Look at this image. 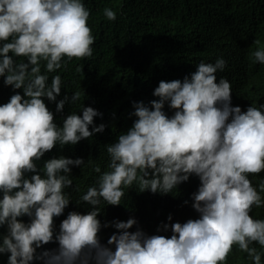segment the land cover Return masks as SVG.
Wrapping results in <instances>:
<instances>
[{"label":"clouds","instance_id":"1","mask_svg":"<svg viewBox=\"0 0 264 264\" xmlns=\"http://www.w3.org/2000/svg\"><path fill=\"white\" fill-rule=\"evenodd\" d=\"M90 14L85 0H0V77L23 89L0 104V226L7 228L0 253H10L7 264H225L233 246L262 264L264 253L253 244L264 248V219L250 213L264 207V179L253 182L264 171V104L252 102L246 111L232 105L242 88L229 66L242 65L225 54L202 60L183 80L160 81L150 104L133 101L131 114L122 107L109 111L103 76L91 83L78 111L54 118L45 98L56 101L64 86L57 70L73 58L93 57ZM103 14L117 19L111 7ZM220 21L224 26L218 21L210 32L233 38L235 50L250 47L253 63L264 65L262 13ZM50 73H56L51 82ZM81 95H65L56 112ZM89 139L101 166H93L98 175L80 192L70 166H85L83 157H57L53 148ZM45 153L49 159L42 161ZM188 181L178 196L184 200L174 196L176 204H168ZM133 185L155 193V221H124L116 212ZM25 215L29 222L19 219ZM138 219L146 227L130 230ZM153 221L165 224L149 235ZM169 227L170 237L162 232ZM49 242L59 246L38 252Z\"/></svg>","mask_w":264,"mask_h":264},{"label":"trees","instance_id":"2","mask_svg":"<svg viewBox=\"0 0 264 264\" xmlns=\"http://www.w3.org/2000/svg\"><path fill=\"white\" fill-rule=\"evenodd\" d=\"M85 3L91 9L88 23L96 36L93 57L79 60L73 58L66 69L57 70L64 80L61 93L54 102L45 98L46 105L54 112V118L64 119L72 110L78 111V106L83 103L82 100L91 83L103 76L107 82L103 91V100L109 111L115 113L122 107L131 114L135 111L133 101L150 104L152 100L158 99L153 92L160 81L183 80L185 76H190L196 71L197 64L202 60L208 62L210 57L216 59L223 54L235 57L242 65L233 63L229 66L230 76L242 88L231 101L232 105L240 106L242 111H246L252 102L257 105L264 104V65L253 63L250 47L240 44L235 50L230 47L233 38L215 37L209 30L214 29L218 21L223 27L220 20L232 23L238 15H248L253 12H261L264 23V0H85ZM105 7L117 11L115 21H109L104 16ZM78 65L83 71H76ZM55 74H49V82L51 76ZM77 90L81 91L82 95L76 105L66 103L62 112H56L59 100L65 95L71 96ZM16 92L23 94V89H13L12 86L5 85L4 77H0V104L7 103ZM165 111L169 116L175 113V109L168 105L165 106ZM128 122H131L129 118ZM126 123L125 115L123 124ZM53 149L57 157L59 153H65V156L76 154L83 157L85 166L80 165L75 168L70 166L72 168L70 175L74 177L73 188L79 184L81 192L94 181L98 174L93 172L92 168L96 164L101 166V163L93 148L92 139L81 142L75 147ZM102 153L103 151L99 149V155ZM46 158L49 159V156L45 153L41 159L43 161ZM89 159L92 161L91 165L87 163ZM259 179H264V171L253 179L254 184L258 183ZM189 185V181L182 182L179 185L180 190L175 191L167 201L168 204L172 206L176 204L174 196H177V200L181 203L184 199L178 196L188 189ZM125 192L121 204L115 206L122 220L139 216L149 222L152 219L156 220V213L159 211L152 208L155 193L150 190L141 192L135 188V185L125 189ZM171 193L165 195L170 197ZM163 210L165 207L161 208V211ZM250 215L264 219V207L253 209ZM19 219L29 222L30 217L25 215ZM154 221L146 232L149 235L156 234V229H161L162 224H165L161 221H157L156 224ZM140 226L146 227L145 223L138 219V223L130 230L136 231ZM6 231V225L0 226V235L6 234ZM162 232L168 237L172 235L170 227ZM102 243L106 244L107 241L103 239ZM58 246V242H49L38 249V252ZM253 246L264 253V248L259 244L254 243ZM9 255L10 253H0V264H7ZM33 264H42V262L33 261ZM225 264H253V262L248 259L247 253L233 246V251L229 253ZM262 264H264V255H262Z\"/></svg>","mask_w":264,"mask_h":264}]
</instances>
